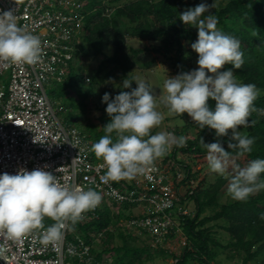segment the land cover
Instances as JSON below:
<instances>
[{
  "label": "clouds",
  "instance_id": "obj_1",
  "mask_svg": "<svg viewBox=\"0 0 264 264\" xmlns=\"http://www.w3.org/2000/svg\"><path fill=\"white\" fill-rule=\"evenodd\" d=\"M215 7L207 0L179 14L187 27L197 29V39L191 44L197 53L195 69L181 72L164 81L162 102L170 114L187 113L200 129L213 130L216 139L201 144L207 149L209 170L229 176L228 193L236 201H246L250 195L264 189V158L251 160L240 167L228 149L238 154L251 153L255 137L242 134L240 126H247L252 112L257 111L254 101L259 96L255 83L237 81L233 69H241L244 52L241 41L217 27ZM43 47L39 36L17 23L12 10H0V61L5 66L35 65L42 58ZM231 65V67H225ZM133 81L136 87H132ZM123 81L124 91L113 98L105 93L102 103L109 122L91 150L106 169L102 183L131 181L154 169L158 158L175 146H183L185 138L172 132L152 130L159 126L163 114L157 109L156 97L145 80L137 77ZM214 102L213 103H210ZM230 137L227 149L220 138ZM234 172L229 174V164ZM47 167V166H46ZM45 168L31 171L20 169L16 174H0V232L10 239H20L37 229L41 242L62 240L66 224L77 223L83 213L96 208L102 201L99 191L79 185L70 186L59 181ZM45 217L55 223L44 226Z\"/></svg>",
  "mask_w": 264,
  "mask_h": 264
},
{
  "label": "trees",
  "instance_id": "obj_2",
  "mask_svg": "<svg viewBox=\"0 0 264 264\" xmlns=\"http://www.w3.org/2000/svg\"><path fill=\"white\" fill-rule=\"evenodd\" d=\"M202 2L204 0H131L111 13H106L108 7L103 4V0H88L82 6L86 10L82 42L78 45L67 77L60 83L61 95L51 97L56 102L58 115L61 114L67 124L79 128L91 145L97 142L105 134L102 127L110 119L105 111L107 105L102 103V99L93 103L95 110L101 112L97 117L98 123L79 120L95 94L92 89L94 80L108 66H112L107 73L109 77H114L119 72V78L130 81L135 79L130 72L137 63L127 52L128 36L159 42L160 46L155 50L165 56L175 52L176 55L169 58L175 60L179 73L185 72L182 62L183 42H189L190 45L195 42L197 29L185 26L180 21L179 14ZM207 3H213V0H207ZM214 4L211 11L218 17L217 27L241 41L244 64L241 69H233L237 81L255 83L259 89V96L254 101L257 111L252 112L249 117V121L254 123L240 126L242 134L255 137L252 152L240 155L238 149H228L235 162L240 167H245L253 159L264 158V0H214ZM121 22L129 24L125 31L121 29ZM110 48H113V55L108 56L102 63L95 79L89 84V89H84L78 83L79 80L83 81L85 73L80 58H95L104 55ZM133 52L138 55L140 51ZM132 87H135L134 81ZM210 103L214 104L211 101ZM180 136L183 135L177 134V137ZM183 137V146L174 145L169 153L157 159L168 164L173 172L183 167L185 177L178 185V190L187 187V193L186 197H182L181 203L184 205L189 199L195 208L194 213L182 215L179 219L187 243L179 256L173 255L174 264H212L227 250L231 251V258L238 256L243 264H264V189L250 195L246 201H236L230 196L228 202L222 203L221 193L228 187L229 176L214 173L217 176L216 181L209 183V172L202 176V169H195L193 164L181 157L193 159L194 164L198 163V159H206L207 149L201 144V138L205 143L213 142L216 139L214 131L208 128L202 130L197 126L193 134L187 133ZM220 139L227 149L230 137ZM94 158L99 160L95 154ZM228 172H234L231 163ZM261 178L264 179V174ZM133 208L134 204L125 203L116 219L110 207H106L100 213V219L79 220L72 224L75 232L93 245L94 264H149V261L155 259L157 251L165 252L161 246L154 248L150 243L147 246H132L129 239L137 240V237L112 229L114 226L118 228L119 221L129 220L133 215ZM181 208L185 209L183 206ZM125 210L130 212L126 214ZM47 221L49 225L55 223L52 219ZM217 228L224 229L229 234L230 239L226 244L217 237ZM99 232H104L103 245L97 248L95 240ZM116 238H120L122 243L116 244Z\"/></svg>",
  "mask_w": 264,
  "mask_h": 264
},
{
  "label": "built area",
  "instance_id": "obj_3",
  "mask_svg": "<svg viewBox=\"0 0 264 264\" xmlns=\"http://www.w3.org/2000/svg\"><path fill=\"white\" fill-rule=\"evenodd\" d=\"M82 6L79 0H0V10H12L17 23L39 36L43 47L35 65L6 67L0 61V80H8L7 85L0 83V174L47 166L63 184L99 191L101 203L83 213V221L100 219L106 207L134 204L141 212H132L126 226L146 235L156 248L178 233L179 219L190 214L187 208L178 209V185L184 174L156 160L154 169L131 181L102 183L106 172L102 161L94 158L86 135L58 115L48 92L52 84L64 81L75 60L86 15ZM42 231L20 239L0 232V264H94L93 245L75 232L70 221L62 240L55 243H42ZM103 236L99 232L95 242Z\"/></svg>",
  "mask_w": 264,
  "mask_h": 264
},
{
  "label": "rangeland",
  "instance_id": "obj_4",
  "mask_svg": "<svg viewBox=\"0 0 264 264\" xmlns=\"http://www.w3.org/2000/svg\"><path fill=\"white\" fill-rule=\"evenodd\" d=\"M83 5L88 2V0H79ZM131 0H121L120 2H116L115 0H103V4L107 5L108 9L106 13H111L115 8L118 6L124 5L125 3L130 2ZM129 24L127 22H121V29L125 31ZM184 57L182 58L183 65H185L184 69L186 71H190L196 67L198 55L195 53L189 42L184 41ZM160 43L150 40H141L139 38H133L131 36L127 37V52L130 54L132 59H134L137 63V66L130 72L135 78L139 77L150 86L154 96L156 97L157 102V109L163 114L162 122L159 126L154 128L152 131L154 133L159 131H166L172 132L176 136L177 134L185 136L188 134H193L195 132L196 127L198 124L193 122L191 118L187 115V113L181 115L170 114L168 109L162 102L163 96L165 95V91L163 89L164 81L170 77H175L179 74L178 68L175 65V60L173 58H169V56L174 57L176 55L175 52H172L169 56H165L164 53L158 52L155 48L159 47ZM133 51H140L138 55H135ZM113 48H110L106 51L104 55H100L95 58H80V64L83 66L82 70L85 71L83 81L80 83L84 89H89V84L95 79V75L98 69L101 67L102 63H104L105 59L108 56L113 55ZM112 69V66L106 67L99 75L98 78L94 80V85L92 89L94 90V95L89 100V106L85 113L80 115V122H87L88 120L97 121V117L100 115L101 112L95 110L93 103L100 101L105 93H110L111 96L118 94L120 91H124L123 89V81L124 78H119L120 73L117 72L114 77L107 76V73ZM1 84H8V80L3 78L0 80ZM135 83V82H134ZM60 84H52L49 89V95L53 98V95L59 96L61 95L62 89L60 88ZM136 87V83H135ZM52 91V92H51ZM54 92V93H53ZM60 105V102H58ZM61 117L62 115L59 114ZM174 147V146H173ZM172 147V148H173ZM171 148V149H172ZM170 149V150H171ZM170 150L168 152H170ZM182 158L189 161L190 164H193L195 169L200 170L202 169V176L204 173L209 172L211 175L208 178L209 183H213L216 181L217 176L209 170L207 159L204 160H197V164H194L193 159L187 158V156H181ZM178 171L182 172L185 176V170L183 167H179ZM228 187L224 188L221 193V202L226 203L230 200V194L228 193ZM180 202L178 203V209L183 206L187 208L190 213H194L195 208L192 202H189L187 199L186 203L182 205L181 199L182 197H186L187 187L180 188L177 191ZM122 206H110L111 211L114 213L115 218L117 219V215L121 210ZM123 209V208H122ZM122 211V210H121ZM130 211L125 210L124 213L128 214ZM135 212V214H139L141 212V208L132 209L131 213ZM117 222V221H116ZM223 224V222H219ZM127 221H119L118 228L116 226L112 227L115 228L116 231H122L126 235H132L137 237V240L129 239V244L132 246H147L150 243V239L139 232H135L129 229L127 226ZM180 231L176 233L174 236L170 237L168 241L161 245V249L165 252L157 251L155 253L156 257L153 261H149V264H174L175 258L173 255L179 256L185 249L187 243V237L185 235L184 229L180 224ZM217 237L222 240L223 243H227L230 239L229 234L221 228H217ZM116 244H121L122 240L120 238H116ZM151 244V243H150ZM103 245V241L96 243V247L100 248ZM231 251L227 250L222 252L216 262L212 264H243L242 260L235 256L233 258L230 257ZM198 264V263H194ZM250 264H258L256 262Z\"/></svg>",
  "mask_w": 264,
  "mask_h": 264
}]
</instances>
